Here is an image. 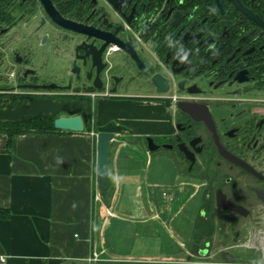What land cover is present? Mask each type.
I'll use <instances>...</instances> for the list:
<instances>
[{"label": "flooded vegetation", "instance_id": "af4514ba", "mask_svg": "<svg viewBox=\"0 0 264 264\" xmlns=\"http://www.w3.org/2000/svg\"><path fill=\"white\" fill-rule=\"evenodd\" d=\"M113 88L164 106L173 127L150 152L196 180L165 264H264L249 262L264 261V0H0V107Z\"/></svg>", "mask_w": 264, "mask_h": 264}, {"label": "crops", "instance_id": "0c3cea01", "mask_svg": "<svg viewBox=\"0 0 264 264\" xmlns=\"http://www.w3.org/2000/svg\"><path fill=\"white\" fill-rule=\"evenodd\" d=\"M136 92L101 91L91 104L90 129L30 131L10 139L0 130V205L9 209L0 217L1 264H165L184 254L196 201L184 190L196 180L162 152L156 156L172 163L173 178L150 177L153 156L144 137L171 131L173 118L155 97ZM99 130L114 132L110 193L102 204L95 195ZM133 235L141 249L122 252L123 240ZM93 252L100 257L95 262L88 260Z\"/></svg>", "mask_w": 264, "mask_h": 264}, {"label": "water", "instance_id": "95a60500", "mask_svg": "<svg viewBox=\"0 0 264 264\" xmlns=\"http://www.w3.org/2000/svg\"><path fill=\"white\" fill-rule=\"evenodd\" d=\"M60 24L66 28H71V25L66 20L60 19ZM109 44H118L115 40H105L102 47ZM93 63L100 61V56L95 58L92 56ZM100 66H98V69ZM72 73H79V67L74 63L71 69ZM71 77V75H70ZM155 76H153L154 78ZM97 88H100L99 83H95ZM168 87L166 85H157V92H166ZM115 88L110 92H114ZM89 105L87 99L81 100L79 98H51V97H33L30 99H24L17 101L14 105L7 107H0V120L1 121H17L27 115L37 116L41 113L45 115H53V124L59 129H68L80 131L84 128V120L81 109L86 108ZM63 110H67L68 113H64ZM114 137V132L107 130H99L96 132V172L95 180L101 189L108 183V156L110 141ZM147 148L149 151L155 150L158 145L154 143L151 135L146 136ZM95 264H109L107 260H99ZM123 264H146L140 262H125Z\"/></svg>", "mask_w": 264, "mask_h": 264}, {"label": "trees", "instance_id": "16d2710c", "mask_svg": "<svg viewBox=\"0 0 264 264\" xmlns=\"http://www.w3.org/2000/svg\"><path fill=\"white\" fill-rule=\"evenodd\" d=\"M84 126L87 129H90V119L92 115L91 106L81 109ZM53 115H45L43 113L37 116L27 115L22 117L17 121H1L0 120V130L5 131L8 135V139L15 133L23 132H52L57 131L59 128H56L53 124ZM101 191L106 190V186H103ZM9 216V209L0 205V217L6 218Z\"/></svg>", "mask_w": 264, "mask_h": 264}, {"label": "rangeland", "instance_id": "374dc122", "mask_svg": "<svg viewBox=\"0 0 264 264\" xmlns=\"http://www.w3.org/2000/svg\"><path fill=\"white\" fill-rule=\"evenodd\" d=\"M116 57H117V55H113L111 57V60L114 61L116 59ZM96 97H97V95L94 96L93 100ZM121 110H122V108H121ZM63 112L64 113H68L67 110H63ZM118 112H120V110ZM126 113H128V112H126ZM119 116H123V118H124L125 115H119ZM124 125H128V124H125L124 123ZM156 125H158V123H156ZM127 151L125 153H128ZM157 153H159V152L152 153L153 159H152V161L150 163V169H151V176L150 177L152 179L155 178V179H159V180H161V179L167 180L169 178H173L174 172H173V165H172V163L170 161H168V160L162 159L161 157L159 158L158 156H156ZM106 187H108V186L106 185ZM109 193H110V190L109 189L106 188L105 191H101L99 189L98 185H97V188H96V191H95V195L97 196V198H96V204H98V203L102 204V203L106 202ZM133 229H134V227H133ZM130 230H131V228L128 231H130ZM128 231H126V233ZM137 240L140 241L139 237H137L135 235L131 236V238H126V240H123V244L121 245V248H122L121 251L122 252H126V251L129 252L130 248H132V250H135V249H138V247H139V250H140L141 249V245L140 244H137ZM121 251H120V254H123V253H121ZM109 262H110V264H123V263H125V262H119V261L118 262H116V261H109Z\"/></svg>", "mask_w": 264, "mask_h": 264}, {"label": "built area", "instance_id": "2783aa9c", "mask_svg": "<svg viewBox=\"0 0 264 264\" xmlns=\"http://www.w3.org/2000/svg\"><path fill=\"white\" fill-rule=\"evenodd\" d=\"M109 48L112 49V48H115V46L114 45H111V46H109ZM92 94L95 95V92H92ZM99 259H100V257H99V255L96 252H93V254L90 257H88V260L94 261V262L97 261V260H99ZM5 260H6V256L3 255V254H0V264L1 263H4Z\"/></svg>", "mask_w": 264, "mask_h": 264}]
</instances>
